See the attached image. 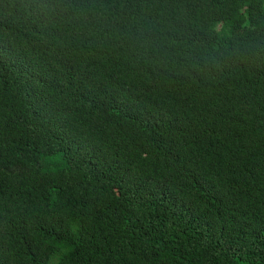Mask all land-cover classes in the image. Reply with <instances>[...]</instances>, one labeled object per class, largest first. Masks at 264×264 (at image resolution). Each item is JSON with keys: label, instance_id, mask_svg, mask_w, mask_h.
I'll use <instances>...</instances> for the list:
<instances>
[{"label": "trees", "instance_id": "obj_1", "mask_svg": "<svg viewBox=\"0 0 264 264\" xmlns=\"http://www.w3.org/2000/svg\"><path fill=\"white\" fill-rule=\"evenodd\" d=\"M0 264H264V0H0Z\"/></svg>", "mask_w": 264, "mask_h": 264}]
</instances>
